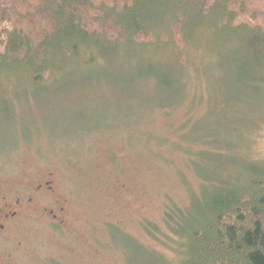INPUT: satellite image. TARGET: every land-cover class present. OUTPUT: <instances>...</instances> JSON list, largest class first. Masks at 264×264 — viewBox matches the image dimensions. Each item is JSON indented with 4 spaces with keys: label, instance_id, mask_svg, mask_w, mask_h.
Segmentation results:
<instances>
[{
    "label": "rangeland",
    "instance_id": "374dc122",
    "mask_svg": "<svg viewBox=\"0 0 264 264\" xmlns=\"http://www.w3.org/2000/svg\"><path fill=\"white\" fill-rule=\"evenodd\" d=\"M206 23L185 75L172 36L139 48L109 47L99 35L105 47L92 51V65L58 67L42 87L20 65L3 67L0 194L50 171L67 210L62 228L24 220L0 236L2 264H178L168 206L187 204L201 178L264 163L258 50L236 38L225 47ZM207 140L191 146L208 161L198 172L187 147Z\"/></svg>",
    "mask_w": 264,
    "mask_h": 264
},
{
    "label": "trees",
    "instance_id": "16d2710c",
    "mask_svg": "<svg viewBox=\"0 0 264 264\" xmlns=\"http://www.w3.org/2000/svg\"><path fill=\"white\" fill-rule=\"evenodd\" d=\"M206 21L225 47L236 38L258 50L253 61L264 66V0H0V75L17 64L42 87L73 61L92 65V51L105 47L99 35L109 47L139 48L168 46L172 36L184 73ZM0 95L1 107L7 98ZM208 143L187 147V163L198 172L208 161L204 149L194 158L191 146ZM239 176L201 178L187 204L168 206L164 220L177 239L178 264H264V163L252 161Z\"/></svg>",
    "mask_w": 264,
    "mask_h": 264
},
{
    "label": "flooded vegetation",
    "instance_id": "af4514ba",
    "mask_svg": "<svg viewBox=\"0 0 264 264\" xmlns=\"http://www.w3.org/2000/svg\"><path fill=\"white\" fill-rule=\"evenodd\" d=\"M54 174L50 171L34 182L8 188L0 194V236H7L16 223L38 220L49 226L64 227L66 198L59 193ZM0 258V264H2Z\"/></svg>",
    "mask_w": 264,
    "mask_h": 264
}]
</instances>
